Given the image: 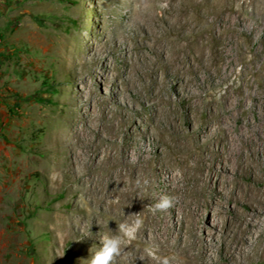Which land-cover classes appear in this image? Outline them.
Listing matches in <instances>:
<instances>
[{"label": "rangeland", "instance_id": "374dc122", "mask_svg": "<svg viewBox=\"0 0 264 264\" xmlns=\"http://www.w3.org/2000/svg\"><path fill=\"white\" fill-rule=\"evenodd\" d=\"M161 6L224 53L166 74L146 0H0V264H89L128 213L113 264H264V0L235 1L233 33ZM121 169L143 180L111 209Z\"/></svg>", "mask_w": 264, "mask_h": 264}, {"label": "bare ground", "instance_id": "6f19581e", "mask_svg": "<svg viewBox=\"0 0 264 264\" xmlns=\"http://www.w3.org/2000/svg\"><path fill=\"white\" fill-rule=\"evenodd\" d=\"M163 1H166V0H146V3H147V7H146L147 19L146 20H148V18H149V21H151L150 26L159 34L160 40L162 42L163 49L159 54H161V55L165 54L166 55V57H164V58H166V60H165L163 67H162L163 72H165L166 74H173V75L177 74L178 76H182L183 78H188L190 73L197 74L198 70L196 69L195 62H199L200 65H202L204 67H208L210 65V61L217 58L216 52L218 50H219L218 55L224 53V51H223L224 49L222 50L223 52L219 49V44H220L219 40L220 39H219V36H218L219 34L217 32V29H216L217 26L214 24L212 26L211 31L207 30V28L203 29V27H202L200 29V32L196 35V37H193L189 34L192 31L189 32V31L183 30V32L181 34H179L176 30L172 29V27H174V24H173V21L169 18V16L167 17V15H168L167 9H163L161 6V3ZM225 1L223 0V3H225ZM230 1H231V3L230 4L225 3V5H224L225 7L219 12H216L212 8V5L216 2V0H168V3L171 5H177L178 6L179 9H178L177 13L179 14L182 22L185 24V25L183 24L184 26H186V25L192 26L191 22L193 20H196L197 18H200V17H201L202 22H205V21H207V19L210 15L214 16L212 18V21H214L215 19L217 21V19H218L217 16L221 14L222 15L221 21H223V23H225V24L229 23L230 26H229L228 30H231V32H232L233 27L231 24L237 20L238 12L235 9V1L236 0H230ZM157 9H161L164 12V14H162V17H160V18L156 16L157 13L155 14ZM144 18H145V16H144ZM146 22H148V21H146ZM139 23H142V22H139ZM148 23H150V22H148ZM198 25H196V26H198ZM147 26H149V25H147ZM150 26H149V28H150ZM200 26H202V24H200ZM200 26H198V28H200ZM192 33H194V32H192ZM216 37L218 38V40H215ZM242 56H243V54L236 53L233 57L234 62H236L239 58L243 59ZM182 141L184 144L183 148L185 150H190V141L188 140V138L183 137ZM106 156H108V154ZM115 160H116V158H113V167L118 166L117 163L115 162ZM135 173H137L136 175H137V178L139 180L138 183H141V181L143 180L142 179L143 177L140 175V171L135 172ZM128 175L129 174L126 173V171H124L123 169L119 170L117 182L120 184L115 189V193L112 194L113 200H111V202H110V208L111 209H113L117 206H120L121 199L124 197H127L126 204L127 205L130 204V206H133L131 195L135 194V191L138 189V186H137L138 183L131 182ZM125 177H126V179H124ZM122 181L125 184L121 185ZM221 181L223 184H225L228 182V179H225L222 177ZM120 188H123V189H120ZM262 193H263L262 191L256 192V196L258 197V199L263 200ZM139 204L140 205H138V204L137 205L141 209L143 205H142V203H139ZM257 212H259V211H257ZM130 216L131 215L128 213L125 216L120 215L117 218H118L119 222L129 223L130 222ZM116 221H117V219H116ZM151 242H153V240ZM160 242L166 243L165 241H162V239ZM147 248H152V246H150V247L147 246ZM156 253L158 254L159 257L170 256V254L167 253V249L165 248V246L164 247L162 246L161 248L156 250ZM187 254H188V252H187ZM189 255H192V256H190V257L188 256L189 259L186 262L182 260L183 261L182 263H178L177 259H171V261L173 264H187V263L193 264L194 263L193 255H195V254L189 253ZM151 262L153 264H163L161 262L157 263L155 260H151Z\"/></svg>", "mask_w": 264, "mask_h": 264}, {"label": "clouds", "instance_id": "9594fccd", "mask_svg": "<svg viewBox=\"0 0 264 264\" xmlns=\"http://www.w3.org/2000/svg\"><path fill=\"white\" fill-rule=\"evenodd\" d=\"M173 203V198L164 196L156 203V210H166ZM142 221L139 217L133 222V226L121 223L118 225L115 232L104 234L101 237L99 248L89 259V264H113L114 257L119 255L123 246V236H131L133 231L140 227Z\"/></svg>", "mask_w": 264, "mask_h": 264}]
</instances>
